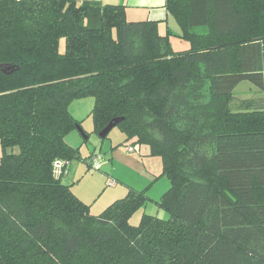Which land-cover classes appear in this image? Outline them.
<instances>
[{
  "label": "trees",
  "instance_id": "trees-1",
  "mask_svg": "<svg viewBox=\"0 0 264 264\" xmlns=\"http://www.w3.org/2000/svg\"><path fill=\"white\" fill-rule=\"evenodd\" d=\"M166 8L188 48L122 5L0 0V264H264V0ZM88 96L97 134L122 117L129 150L161 159L168 219L130 221L151 184L95 214L64 181Z\"/></svg>",
  "mask_w": 264,
  "mask_h": 264
},
{
  "label": "rangeland",
  "instance_id": "rangeland-1",
  "mask_svg": "<svg viewBox=\"0 0 264 264\" xmlns=\"http://www.w3.org/2000/svg\"><path fill=\"white\" fill-rule=\"evenodd\" d=\"M172 41L173 48L176 50L183 49L185 48L184 46L189 45L188 42H184L185 40H182V38L176 36L172 37ZM62 49H64V40L62 43ZM254 94L260 95L262 93L258 90V87L249 81H242L235 89V95L238 98L250 97ZM94 102L95 99L91 96H88L75 99L70 105V111L72 115L81 122L80 125L82 126L85 133H87V138L85 137L86 134L82 135L78 129L73 131L72 135L70 134V136H67L69 144L73 147L79 148V154L81 157L73 159L68 166L71 171L68 183L72 185L71 188L78 197H80L85 203L91 204L92 213L100 214L113 201L124 197L128 193L130 187H127L124 193H118L119 188L116 186L121 185L122 182L117 181L115 189L113 188L114 186L110 185L109 178H111L110 174H112V169L110 167L95 169V166H90L89 162L91 161V158L93 157L92 155L94 154H105L108 156L111 153L110 149L112 147L113 149L120 146L128 148V144L125 143L124 140L125 134L118 126L114 127L109 135L105 138H101L99 134L94 131V121L91 115ZM146 148V146H143L140 148V150L134 152V154L138 156L141 154L143 155V160L145 161L144 167L146 170L153 171L155 169V164L158 163L162 171L161 159L154 156L145 157V151H147ZM203 151L210 154L213 152V148L207 145L203 148ZM1 156L2 147L0 144V158ZM135 166H127V164L124 165V167H127L133 173ZM115 172V178H118L117 172L123 175H129V172L125 171L121 166H116ZM64 176L67 177V175ZM131 179H133V177H131ZM136 179H140V181L134 183L131 181L133 183H131L132 186H134L133 188L142 190L146 186V182H144L142 177L138 175L136 176ZM122 185L123 187H126L124 183ZM168 185L170 187L169 180L163 176L162 180L155 182V184L150 187L148 195L152 199L147 202L145 206L136 211L131 217L130 221L133 225H138L140 223L141 217L144 213L159 215L164 219L169 218V212L161 209L156 203V200H159L163 192L169 188Z\"/></svg>",
  "mask_w": 264,
  "mask_h": 264
},
{
  "label": "crops",
  "instance_id": "crops-1",
  "mask_svg": "<svg viewBox=\"0 0 264 264\" xmlns=\"http://www.w3.org/2000/svg\"><path fill=\"white\" fill-rule=\"evenodd\" d=\"M78 1L81 2V1H86V0H78ZM91 1L99 2L103 5H122L125 7L128 20L130 21H146V20L157 21L158 28L161 34L165 35L167 31L171 30L174 33L172 37L176 36V37L181 38L180 37L181 32H182L181 28L179 24L177 23V21L175 20V18L168 12L166 8V0H91ZM172 37H171V42L173 45ZM184 42H188V41L185 40ZM184 47L188 48L189 45L188 46L186 45ZM70 134L72 135L73 133L71 132ZM110 150H111L110 151L111 153L108 156H106L105 154L103 155V158H102L103 161L101 163V167L102 168L110 167L112 169L113 175L110 174L111 178L109 179L110 180L113 179L115 181L113 188L114 189L116 187L119 188L118 193H124L127 187L133 188L134 186H132V184L134 182L140 181V179H136L137 175L142 177L143 181L146 182L145 184L146 186L151 184L150 187H152L153 184H155V182L162 180V177L157 178V176L160 175L161 173V168H160V165L156 163V161H155L156 163L155 169L153 171H148L144 167L145 161L143 160L144 157L142 154L140 156L135 155L134 152L136 151H130L129 148L122 147V146L117 147L115 149H113L112 147ZM145 157H149V156L145 155ZM125 164H127V166L130 165L133 167L136 165L134 173L131 170H129L127 167H124ZM116 166H121L125 171L129 172V175L128 174L123 175L117 172L118 178H115L114 175L116 173L115 172ZM67 170H68V173H65V175L67 174V177L63 176V179L65 182L68 183L71 171L69 167H67ZM131 177H133V179H131ZM117 181H120L122 183L121 185H117L115 187ZM131 181H133V183ZM123 183L125 184L126 187H123L122 185Z\"/></svg>",
  "mask_w": 264,
  "mask_h": 264
},
{
  "label": "water",
  "instance_id": "water-1",
  "mask_svg": "<svg viewBox=\"0 0 264 264\" xmlns=\"http://www.w3.org/2000/svg\"><path fill=\"white\" fill-rule=\"evenodd\" d=\"M0 68H2V65H0ZM3 70H4V71H7V68H3ZM122 120H123L122 117L114 118L112 121H110V122L108 123V125H107L102 131L99 132V136H100L101 138H105V137H107V136L109 135V133L111 132V130H112L114 127H116V125H117L119 122H121ZM77 129L80 131V133H81L82 135H85V134H86L85 131L83 130V128L81 127V125H79ZM85 137L87 138V134L85 135Z\"/></svg>",
  "mask_w": 264,
  "mask_h": 264
},
{
  "label": "built area",
  "instance_id": "built-area-1",
  "mask_svg": "<svg viewBox=\"0 0 264 264\" xmlns=\"http://www.w3.org/2000/svg\"><path fill=\"white\" fill-rule=\"evenodd\" d=\"M131 150V148H130ZM92 165L95 166V167H100L101 165V162H100V156L98 157H93L92 159ZM63 166V162L62 161H57L55 163V167L60 171V169L62 168ZM61 173V172H60ZM110 185H114L115 184V181L113 179L110 180Z\"/></svg>",
  "mask_w": 264,
  "mask_h": 264
}]
</instances>
